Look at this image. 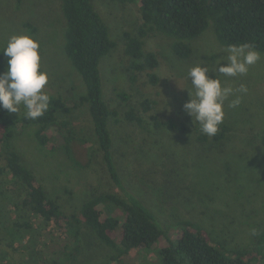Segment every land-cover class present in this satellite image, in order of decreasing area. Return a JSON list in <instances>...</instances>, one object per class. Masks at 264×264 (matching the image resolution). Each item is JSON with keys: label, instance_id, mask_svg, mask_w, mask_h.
Instances as JSON below:
<instances>
[{"label": "rangeland", "instance_id": "rangeland-1", "mask_svg": "<svg viewBox=\"0 0 264 264\" xmlns=\"http://www.w3.org/2000/svg\"><path fill=\"white\" fill-rule=\"evenodd\" d=\"M106 21L117 48L101 62L104 99L123 119L124 108L117 97L126 91L139 98L124 79L125 68L119 60L125 32L136 33L141 25L139 4L121 5L111 0H93ZM42 51L37 77L23 71L29 61L22 44L30 31ZM65 20L60 0H0V50L9 48L17 57L13 70L0 69V96L11 104L13 116L21 118L30 109L40 108L39 93L62 96L75 107L71 118L78 135L96 145L88 107L80 104L86 94L81 76L65 51ZM172 39L161 34L148 38L146 49L160 60V85L146 97L157 100L165 114L175 121L208 118L209 130L220 124L233 132L221 147L202 145L193 132L163 133L156 138L121 121L111 126L118 170L127 190L138 197L161 225L176 239L179 221L193 219L207 229L215 240L231 247H247L253 242L250 225L260 221L264 209V157L252 135L264 130V54L223 47L209 29L192 42L189 59L178 58ZM36 126L19 125L13 141L27 165L52 199L68 212H76L91 196L124 192L110 178L100 155L89 167H77L62 148H43L36 137ZM161 155H160V154ZM171 168L170 175L150 178L145 170L153 164ZM157 166V167H158ZM138 168V169H137ZM147 177L140 181L141 174ZM149 182H157L158 187ZM161 188V189H160ZM162 191V192H161ZM103 217L107 209L100 206ZM62 246L66 237L58 232ZM158 244L150 251L132 252L113 264H162ZM113 252L105 247L88 250L80 264H101Z\"/></svg>", "mask_w": 264, "mask_h": 264}, {"label": "trees", "instance_id": "trees-1", "mask_svg": "<svg viewBox=\"0 0 264 264\" xmlns=\"http://www.w3.org/2000/svg\"><path fill=\"white\" fill-rule=\"evenodd\" d=\"M111 1L139 4L141 21L136 35L125 32L119 55L125 68L124 79L139 97L117 92L124 108L122 120L121 114L111 110L104 99L101 62L117 48L109 26L93 0H60L66 27L65 51L86 88L80 104L88 107L96 145L79 137L80 128L71 118L76 106L70 107L62 96L40 92V108L30 109L21 118L13 116L9 100L0 96V264H80L79 257L88 250L105 247L113 254L101 264H113L132 252L150 251L163 242L168 245L159 251L162 264H264V209L260 221L250 225V246L231 247L215 240L193 219L179 221L176 239L172 240L151 210L124 185L115 160L111 129L113 123H129L150 139L156 138L154 145L161 154L164 153L157 138L163 133L193 132L202 145L221 147L226 143L233 132L231 126L220 124L209 130L206 117L194 122L175 121L164 113L159 101L146 97L161 83L159 56L146 49L147 40L155 34L174 40V54L185 60L193 54L192 42L213 29L225 48L264 54V0ZM27 26L30 36L22 44V53L29 65L23 71L37 77L42 51L34 38L36 28ZM17 62L9 48L0 50V69L13 70ZM19 125L36 126L39 144L47 148L51 143L48 148L53 150L62 148L77 167L91 166L96 155H100L104 168L124 196L96 194L76 212L66 211L50 197L16 151L13 141ZM252 139L261 146L264 157V130L253 134ZM166 163L167 159L163 167L153 164L145 170L150 172V178L160 179L172 172ZM141 176L140 183L147 179ZM149 184L159 186L157 182ZM100 206L107 209L105 218ZM58 232L67 238L62 246L56 242L60 240Z\"/></svg>", "mask_w": 264, "mask_h": 264}]
</instances>
